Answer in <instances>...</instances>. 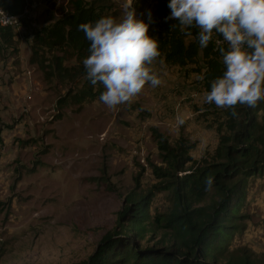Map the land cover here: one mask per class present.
Instances as JSON below:
<instances>
[{
  "label": "rangeland",
  "instance_id": "rangeland-1",
  "mask_svg": "<svg viewBox=\"0 0 264 264\" xmlns=\"http://www.w3.org/2000/svg\"><path fill=\"white\" fill-rule=\"evenodd\" d=\"M112 1L110 16L119 21L127 0ZM40 4L17 31L15 49L0 45V264H73L88 258L116 227L134 189L154 192L153 214L168 212L170 192L155 188L159 179L151 164L162 162L152 127L172 143L181 135L196 142L190 151L195 159L211 155L218 144L216 131L193 110L205 92L194 65H171L161 57L152 68L163 83L146 85L131 104L113 111L98 99L59 108L68 87L46 81L29 62V31L61 17L70 5ZM239 215L231 249L245 247L264 259V174L250 178ZM161 236L159 231L143 243L156 244Z\"/></svg>",
  "mask_w": 264,
  "mask_h": 264
},
{
  "label": "trees",
  "instance_id": "trees-1",
  "mask_svg": "<svg viewBox=\"0 0 264 264\" xmlns=\"http://www.w3.org/2000/svg\"><path fill=\"white\" fill-rule=\"evenodd\" d=\"M68 3L70 9L61 17L29 31V62L38 66L46 81L56 79L68 87L57 102L59 108L98 100L104 91L101 84L93 86L86 79L82 61L89 55L90 42L79 25L108 17L115 7L112 0ZM169 3L133 0V7L149 25L148 35L158 41L160 57L171 65H194L192 71L205 75L199 80L204 91H210V81L224 71L216 45L213 41L201 49L196 29H190L191 37L179 26L174 29L178 22L166 20L171 14ZM0 6L19 13L26 0H0ZM16 35L12 27L0 26V45L15 49ZM193 110L218 135L214 152L205 158L190 155L196 142L181 135L172 143L168 134L151 128L162 162L151 164L159 179L155 188L170 192L171 209L153 214L154 192L132 190L118 212L116 227L102 237L88 258L73 264H264V259L245 247L231 249L249 180L264 174V101L255 108H238L236 118L203 102L194 104ZM209 176L214 184L207 191L205 179ZM159 231L162 236L156 244L143 243L153 240Z\"/></svg>",
  "mask_w": 264,
  "mask_h": 264
},
{
  "label": "clouds",
  "instance_id": "clouds-1",
  "mask_svg": "<svg viewBox=\"0 0 264 264\" xmlns=\"http://www.w3.org/2000/svg\"><path fill=\"white\" fill-rule=\"evenodd\" d=\"M170 16L184 35L201 49L214 41L224 71L210 81V91L203 93V103L238 116L240 107L255 108L264 101V0H170ZM122 19L108 16L95 23L79 25L90 42L89 55L82 63L86 79L104 91L99 102L109 110L131 104L146 85L160 86L163 81L152 65L161 53L159 43L148 35L149 25L137 19L133 0L122 5ZM150 15V13H149ZM0 23H11L0 10ZM198 80L203 81L201 73ZM179 123H183L182 120ZM214 178L205 179L210 191Z\"/></svg>",
  "mask_w": 264,
  "mask_h": 264
},
{
  "label": "built area",
  "instance_id": "built-area-1",
  "mask_svg": "<svg viewBox=\"0 0 264 264\" xmlns=\"http://www.w3.org/2000/svg\"><path fill=\"white\" fill-rule=\"evenodd\" d=\"M40 5H41L40 0H26L25 8L23 9L22 12L19 13H12L0 6V10H2L8 18H14V20H12L11 23L8 24L0 23V26L12 27L17 32L20 28H24L25 21L32 19L33 15L36 13L35 11L40 9L41 7ZM0 19H3V17H0ZM216 49H217V45H216Z\"/></svg>",
  "mask_w": 264,
  "mask_h": 264
}]
</instances>
